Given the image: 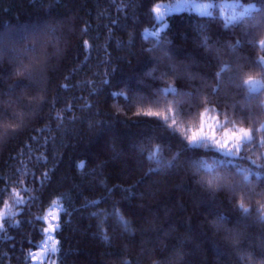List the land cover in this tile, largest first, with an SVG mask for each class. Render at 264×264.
I'll return each mask as SVG.
<instances>
[{
	"label": "trees",
	"instance_id": "obj_1",
	"mask_svg": "<svg viewBox=\"0 0 264 264\" xmlns=\"http://www.w3.org/2000/svg\"><path fill=\"white\" fill-rule=\"evenodd\" d=\"M161 1L0 0V264L49 263L56 212L55 264L264 261V0L145 36ZM206 109L240 157L190 144Z\"/></svg>",
	"mask_w": 264,
	"mask_h": 264
},
{
	"label": "rangeland",
	"instance_id": "obj_2",
	"mask_svg": "<svg viewBox=\"0 0 264 264\" xmlns=\"http://www.w3.org/2000/svg\"><path fill=\"white\" fill-rule=\"evenodd\" d=\"M258 9V5L256 3H243L241 0H172V1H161L158 2L154 7V12L159 24L156 28H147L144 31L145 36H154L159 38L160 35L166 28L168 27V22L166 20V16L172 13H178L182 11H190L197 13L202 16H213L219 15L221 16L227 23H234L242 19L244 16L251 15ZM264 65V58H260ZM257 83L254 85L246 84L249 89L252 91H259L264 87V82L262 79L257 78ZM217 115L211 111L210 109H206L202 114V121L200 126L195 128H189L190 135L193 131L198 134L201 133V129L203 133L208 134L207 138H200L195 142H190L191 145L197 146L204 143L206 146L212 147L216 151L220 152L223 156L229 157L231 159L238 158L241 156V150L243 149V145L247 142H250L253 139V134H251L250 139H244L240 145H236L234 139H230L231 132L237 131L239 127H227L225 128V120L217 119ZM261 128H264V123L261 125ZM227 130V131H226ZM214 134L215 139L221 140L224 142L228 140V147L232 150L218 147L214 143V139L212 138ZM189 135V136H190ZM55 218V221H59L60 212H56L52 215ZM55 232H47L46 241L52 243V249L47 255L41 254L39 256V262H41L45 257L47 262H43L41 264H52L56 263L55 256L59 257V248L58 244L53 243L54 240H49V236L54 238ZM53 244H55V249H53Z\"/></svg>",
	"mask_w": 264,
	"mask_h": 264
},
{
	"label": "snow or ice",
	"instance_id": "obj_3",
	"mask_svg": "<svg viewBox=\"0 0 264 264\" xmlns=\"http://www.w3.org/2000/svg\"><path fill=\"white\" fill-rule=\"evenodd\" d=\"M261 44L264 45V40H261ZM262 58H264V57H262ZM18 74H22V73H18ZM257 82H258L257 78L255 76L251 75V74H249L246 77V79H245V83L248 84V85H254ZM150 115H155V116L164 115L165 118H166V113H161V112L150 113ZM172 123L175 124L176 121L173 120ZM251 134H252V129L250 127L240 126L237 131L231 132L230 139H234L236 145L238 146V145H240V143L244 139H246V138L250 139L251 138ZM187 138H188L189 142H195V141L199 140L200 138H207L208 139L209 137H208V134L207 133H203V130L201 129V133L200 134H198L197 132L193 131V133L190 136H188ZM212 138L214 139V143L218 147L232 150V149H230L228 147V140H225L224 142H221V140L214 138V134H213ZM82 164H83V162H81V165ZM212 183L213 182L210 180L209 181V185L211 186ZM17 195H19V194L17 193ZM240 203L243 204V201L241 200ZM5 209L7 210V208H5ZM45 219H47V217H45ZM45 231L46 232H55L56 231V225L52 224V223H49L47 228L45 229ZM52 239L53 238L51 236H49V240H52ZM53 249H55V244H53Z\"/></svg>",
	"mask_w": 264,
	"mask_h": 264
},
{
	"label": "clouds",
	"instance_id": "obj_4",
	"mask_svg": "<svg viewBox=\"0 0 264 264\" xmlns=\"http://www.w3.org/2000/svg\"><path fill=\"white\" fill-rule=\"evenodd\" d=\"M215 226L219 224L218 221H213L212 222ZM218 227V226H217ZM249 260L251 261V264H264V261H258V260H252L251 257H249Z\"/></svg>",
	"mask_w": 264,
	"mask_h": 264
},
{
	"label": "built area",
	"instance_id": "obj_5",
	"mask_svg": "<svg viewBox=\"0 0 264 264\" xmlns=\"http://www.w3.org/2000/svg\"><path fill=\"white\" fill-rule=\"evenodd\" d=\"M51 212L53 213L54 212V209H51ZM53 217L51 216L50 218H49V222H51L52 224H55L54 222H53ZM47 245H44V247H46Z\"/></svg>",
	"mask_w": 264,
	"mask_h": 264
}]
</instances>
